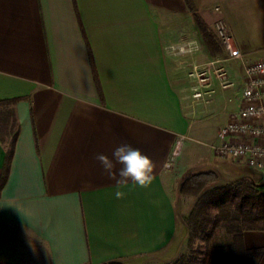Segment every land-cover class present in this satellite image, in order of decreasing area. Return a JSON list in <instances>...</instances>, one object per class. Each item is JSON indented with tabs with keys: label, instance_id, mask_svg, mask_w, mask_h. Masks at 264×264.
Here are the masks:
<instances>
[{
	"label": "crops",
	"instance_id": "0c3cea01",
	"mask_svg": "<svg viewBox=\"0 0 264 264\" xmlns=\"http://www.w3.org/2000/svg\"><path fill=\"white\" fill-rule=\"evenodd\" d=\"M192 2L212 33L225 22L245 61L264 56V0ZM200 41L227 57L220 42L210 56L184 0H0V102L14 100L0 106V262L161 263L179 249L184 79ZM125 143L155 165L147 188L118 186L96 159ZM242 244L264 249V231Z\"/></svg>",
	"mask_w": 264,
	"mask_h": 264
},
{
	"label": "trees",
	"instance_id": "16d2710c",
	"mask_svg": "<svg viewBox=\"0 0 264 264\" xmlns=\"http://www.w3.org/2000/svg\"><path fill=\"white\" fill-rule=\"evenodd\" d=\"M184 2L194 14L210 56L216 57L221 54V44L197 13L192 0H184ZM93 71L96 85L100 90L94 67ZM13 101L0 102V106ZM1 121L4 123V120ZM5 135L8 140L7 163L16 132L9 128ZM0 136L3 138L1 125ZM217 182L218 175L214 171L192 172L185 176L179 189L180 196L195 200L183 222L190 242L195 236L202 237L205 242V253L199 264H264L261 262L264 249H246L242 244L244 232L264 231V190L261 191L248 178H241L221 186H217ZM179 262L193 264V258L188 260L181 258ZM0 264L12 263L0 262Z\"/></svg>",
	"mask_w": 264,
	"mask_h": 264
},
{
	"label": "rangeland",
	"instance_id": "374dc122",
	"mask_svg": "<svg viewBox=\"0 0 264 264\" xmlns=\"http://www.w3.org/2000/svg\"><path fill=\"white\" fill-rule=\"evenodd\" d=\"M201 44L200 41V50L195 59L197 65L186 69L187 72L189 71L191 79H184V88L186 89L184 92H187L185 101L188 103L186 110L191 123V130L188 137L181 142L179 158L181 165L183 167L188 166V168L179 167V169H176L175 186L177 188L180 181L187 174L208 169L217 173V186L229 184L241 178H248L263 191L264 174L229 159L217 157L210 150V145L215 142L217 129L226 121L230 113L238 108L239 76L242 74L243 68L241 61L227 58L216 61L217 59L210 58L205 53L204 48L201 47ZM221 69L222 72L235 80L236 86L229 89L221 87V80L218 76ZM195 70L200 77L202 76L201 71H206L203 76L206 80L202 81L198 79V76L190 75ZM198 83L201 85L202 90L206 91L207 88H211L213 93L209 97L205 95L203 99L193 97V91L191 94V90L188 88L192 84L196 85ZM205 85H208V87ZM183 200L184 209H192L195 200L190 198H183ZM179 245V249L174 251L172 256L166 257L161 263L149 262L146 264H181L179 262L181 258L187 260L193 258V264L201 262V258L205 253V242L202 237L195 236L190 242L187 233Z\"/></svg>",
	"mask_w": 264,
	"mask_h": 264
},
{
	"label": "built area",
	"instance_id": "2783aa9c",
	"mask_svg": "<svg viewBox=\"0 0 264 264\" xmlns=\"http://www.w3.org/2000/svg\"><path fill=\"white\" fill-rule=\"evenodd\" d=\"M212 29L227 51L226 58L241 61L243 69L239 76L238 109L217 129L216 141L210 145L211 150L217 157L243 164L264 174V56L255 61H245L242 53L233 46L231 35L221 18L214 21ZM219 71L222 88L236 86L234 79L222 72V69ZM205 73L206 71H201L200 77L195 70L190 75L198 76L199 80L205 81L206 78L203 77ZM211 93H213L211 88L202 90L198 83L193 87L192 96L203 99L205 95L209 97Z\"/></svg>",
	"mask_w": 264,
	"mask_h": 264
},
{
	"label": "clouds",
	"instance_id": "9594fccd",
	"mask_svg": "<svg viewBox=\"0 0 264 264\" xmlns=\"http://www.w3.org/2000/svg\"><path fill=\"white\" fill-rule=\"evenodd\" d=\"M96 159L100 162L110 179L116 180L117 185L127 184L131 180L140 187L147 188L152 182V172L155 167L151 158L139 148L129 144H120L112 152L111 158L98 153ZM121 167L116 170V165ZM116 197L122 198L124 193L117 191Z\"/></svg>",
	"mask_w": 264,
	"mask_h": 264
},
{
	"label": "water",
	"instance_id": "95a60500",
	"mask_svg": "<svg viewBox=\"0 0 264 264\" xmlns=\"http://www.w3.org/2000/svg\"><path fill=\"white\" fill-rule=\"evenodd\" d=\"M184 178H185V177H184ZM184 178H183V179H184ZM182 181H183V180H182ZM181 184H182V182H181Z\"/></svg>",
	"mask_w": 264,
	"mask_h": 264
}]
</instances>
